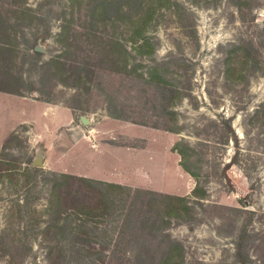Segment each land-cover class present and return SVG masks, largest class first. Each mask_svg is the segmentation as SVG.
<instances>
[{
  "label": "rangeland",
  "instance_id": "rangeland-1",
  "mask_svg": "<svg viewBox=\"0 0 264 264\" xmlns=\"http://www.w3.org/2000/svg\"><path fill=\"white\" fill-rule=\"evenodd\" d=\"M106 1L0 0V92L69 107L81 130L64 127L50 142L24 125L4 138L0 264H164L174 243L172 264H264L263 122L251 119L264 103V66L224 75L234 44L253 43L264 62V0H112L108 13ZM57 56L64 69L51 63ZM162 60L161 78L191 88L174 118L149 79ZM21 104L0 100V135ZM84 134L129 148L134 186L70 174L68 141ZM179 142L197 177L181 166ZM110 155L100 154L105 167ZM161 171L173 173L167 184L193 187L170 194L183 205L148 188L147 174L164 185Z\"/></svg>",
  "mask_w": 264,
  "mask_h": 264
},
{
  "label": "crops",
  "instance_id": "crops-1",
  "mask_svg": "<svg viewBox=\"0 0 264 264\" xmlns=\"http://www.w3.org/2000/svg\"><path fill=\"white\" fill-rule=\"evenodd\" d=\"M9 99L10 101H21V114L16 123L7 130L5 135H0V152L3 145L4 138L10 133L14 132L18 127L29 125L36 135L39 137L52 136V142L56 138L57 131L64 127H70L71 130L77 133H81V130L77 126L76 113L73 109L63 105H51L50 103L29 99L22 96H12L6 93L0 92V100ZM80 130V132H79ZM103 137L96 136L91 137L84 134L83 136L76 137L75 135L69 139L68 144L70 148L68 153H71L74 161L73 168L75 171H71L70 174L74 176H82L85 178H92L101 180L104 182L115 183L123 186H134L136 173L133 172L135 167V160L133 159L132 152L122 149V147L116 145H109V147L101 146V140ZM45 141V139H44ZM105 151L109 152L108 165L105 167L103 162L100 161V154ZM125 150V151H124ZM125 153L126 158L122 159L116 155ZM78 162L79 165H76ZM124 168L123 171L117 172L116 168ZM181 168V167H180ZM83 170V171H81ZM183 175L188 177L183 170ZM154 175L156 174L153 172ZM162 175L161 183H164L161 187H156V179H152L150 174L148 177V188L156 191H162L168 194L186 195L189 191L193 190V187L189 188L188 181H182L180 185L174 186L172 183L167 184L166 179L172 180L173 173L171 171H161L158 175ZM157 175V174H156ZM175 176L178 175L174 174ZM171 176V177H169ZM179 176H181L179 174ZM189 178V177H188ZM186 184V185H185ZM192 186V185H191Z\"/></svg>",
  "mask_w": 264,
  "mask_h": 264
},
{
  "label": "trees",
  "instance_id": "trees-1",
  "mask_svg": "<svg viewBox=\"0 0 264 264\" xmlns=\"http://www.w3.org/2000/svg\"><path fill=\"white\" fill-rule=\"evenodd\" d=\"M112 1V0H111ZM111 1H106L103 3V9L108 8V5H111ZM177 3V2H176ZM180 4L177 3V6H179ZM108 13V10H107ZM152 18V16H151ZM143 22H145V25L147 24L146 19H143ZM142 23V22H141ZM144 25V26H145ZM263 37H264V28H263ZM146 33V30L144 29H140V31H138L136 34V37L139 39H143L146 40V36L144 35ZM233 47H235L236 49H234V51L227 53L225 55V71H224V75L226 77L227 80H233L232 77H234L233 75H235L237 77V79H244L245 78V72L248 71L247 67H249V65H251V63L254 65V68H259V66L263 65L264 66V62L260 59V55L258 50L255 49V46L253 45V43L250 45H240V44H234ZM237 52L240 54V61L238 60L237 66H234V62H233V57L232 55H236ZM173 59L174 55L172 56ZM62 58L60 56H57L55 59H53V61L51 62L52 64H55L58 68V70L64 69L65 68V63L63 62V60H61ZM173 60H171L172 62ZM262 61V62H261ZM174 62V61H173ZM170 62H168V60H162V61H157L156 65L152 68V71L150 72L149 75V79L150 81H153V83H156L157 87H159L160 91H161V99L163 101H165L164 103V107L168 109L167 114L169 117L174 118V116L176 115L175 110L173 111L174 106L177 104V102L188 98L190 100L191 98V88L190 85L188 84L189 80L187 81V85L186 86H180L176 83H174L173 81L169 80H165L163 78H161V76L159 75L160 70L163 66H167ZM174 80V79H173ZM48 102V101H45ZM251 119L255 120V121H262L263 122V126L260 125L263 130L260 133L262 135V138L264 139V103L263 105L257 109V111L253 114V116H251ZM221 123H222V127H224V129L226 131H228V133L231 134V136H233L232 138L235 139L236 145L239 143V139L238 136L235 133V130L233 129L232 125H231V118H225L222 117L221 119ZM141 124H145V123H141ZM155 128H159V127H155ZM167 131H172L175 133H178V129L169 127V126H165L162 127ZM227 140V139H226ZM185 143H187V141L184 139L183 140ZM184 142H179V144H176L177 147L175 146V150L182 156L181 159V166L185 169L186 172H188L190 175L197 177V173L194 172L193 168H191L187 163L188 161L191 160V157L188 155V153H186V151H184L183 149L180 148L181 145H184ZM104 185L106 186H110V187H114V188H118V189H127V186H123V185H119V184H115V183H109V182H102ZM195 191V190H194ZM148 193H152L155 194V192H148ZM166 195V196H163ZM162 196L164 198L169 199L170 201H176L179 204H182L185 202V198L184 197H179V196H174V195H170V194H163ZM183 205V204H182ZM179 210L181 211L182 209L180 208H176V211ZM174 213L171 214H177L175 212V208L173 209ZM170 214V215H171ZM182 249V246L178 243H174L171 245L170 251L166 254L163 263L164 264H172L175 258V252L177 251V249ZM52 252V251H51Z\"/></svg>",
  "mask_w": 264,
  "mask_h": 264
},
{
  "label": "water",
  "instance_id": "water-1",
  "mask_svg": "<svg viewBox=\"0 0 264 264\" xmlns=\"http://www.w3.org/2000/svg\"><path fill=\"white\" fill-rule=\"evenodd\" d=\"M82 120L84 121V120H86V122L88 121L87 119H85V117H82ZM89 122V121H88Z\"/></svg>",
  "mask_w": 264,
  "mask_h": 264
}]
</instances>
